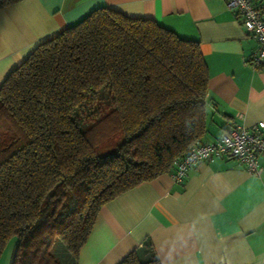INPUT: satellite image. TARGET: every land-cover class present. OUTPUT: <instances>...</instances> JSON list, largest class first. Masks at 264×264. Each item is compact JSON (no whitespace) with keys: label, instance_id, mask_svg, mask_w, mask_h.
Returning a JSON list of instances; mask_svg holds the SVG:
<instances>
[{"label":"trees","instance_id":"1","mask_svg":"<svg viewBox=\"0 0 264 264\" xmlns=\"http://www.w3.org/2000/svg\"><path fill=\"white\" fill-rule=\"evenodd\" d=\"M207 88L199 40L149 17L100 6L39 42L0 84V256L75 264L104 203L201 141ZM114 264L161 263L144 238Z\"/></svg>","mask_w":264,"mask_h":264},{"label":"crops","instance_id":"2","mask_svg":"<svg viewBox=\"0 0 264 264\" xmlns=\"http://www.w3.org/2000/svg\"><path fill=\"white\" fill-rule=\"evenodd\" d=\"M253 1L264 14V0ZM100 6L199 40L208 69L202 142L264 120V64L246 63L257 42L225 0H19L0 8V84L39 42ZM258 162L255 175L221 155L180 182L170 172L140 182L100 207L75 264H114L144 238L161 264H264V156Z\"/></svg>","mask_w":264,"mask_h":264},{"label":"built area","instance_id":"3","mask_svg":"<svg viewBox=\"0 0 264 264\" xmlns=\"http://www.w3.org/2000/svg\"><path fill=\"white\" fill-rule=\"evenodd\" d=\"M225 5L237 14L244 33L257 42L246 63L254 68L264 64V14L260 7L253 0H225ZM221 155L236 159L248 172L259 175L261 167L258 158L264 156V120L249 125L235 122L224 128L216 140L196 142L174 160L171 176L175 182H180L190 166Z\"/></svg>","mask_w":264,"mask_h":264},{"label":"rangeland","instance_id":"4","mask_svg":"<svg viewBox=\"0 0 264 264\" xmlns=\"http://www.w3.org/2000/svg\"><path fill=\"white\" fill-rule=\"evenodd\" d=\"M14 242H15V237H12L8 240L4 248V251L2 252V255L0 257V264H10L9 263L11 261L10 256L13 252ZM53 249H56L55 251L59 254L58 256L60 258H64L68 254L65 245L62 244L58 239L55 240Z\"/></svg>","mask_w":264,"mask_h":264}]
</instances>
